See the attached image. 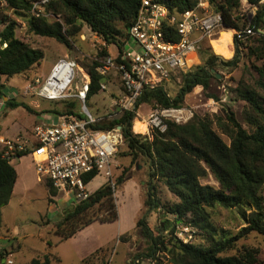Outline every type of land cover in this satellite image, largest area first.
<instances>
[{
  "label": "trees",
  "instance_id": "trees-1",
  "mask_svg": "<svg viewBox=\"0 0 264 264\" xmlns=\"http://www.w3.org/2000/svg\"><path fill=\"white\" fill-rule=\"evenodd\" d=\"M159 1L166 3L171 10L178 11L190 9L195 4V0ZM248 1L253 5L260 0ZM5 2L9 9L26 19L30 32L53 38L67 48H72L73 37L78 36L82 25L86 24L107 46L114 47L116 61L119 62L141 0H51L47 10L63 16V21L52 22L44 17L30 16L34 0ZM219 9L229 31L244 27L242 13L245 9L240 7V0H225V4ZM234 19L239 20V23H235ZM5 23L6 26L0 31V78H11L39 65L44 53L17 37L15 21L5 20ZM251 28L256 33L246 36V41L250 42L248 46L235 36L230 58L216 53L211 46H202L199 50L202 64L180 74V88L175 96L168 93V82H165L157 88L145 89L135 105V109L140 104L178 106L197 87L209 91L214 81L222 82L216 70L219 67H237L241 60V46L247 47L249 55L262 64L253 66L256 78L252 84L240 82L231 89L237 99L247 103L250 111L245 120L247 127L241 125L233 113L226 114L230 123L226 127L221 126V129L228 136L230 144L224 142L214 131L213 120L209 117H195L182 125L169 123L167 131L155 133L152 140L142 135V122L132 110H125L91 126L101 131H112L120 126V134L128 147L127 155L132 156L133 160L145 159L148 164L150 186L144 201L146 210L137 220L136 227L138 234L148 241L149 247L147 252L133 256L128 264H141L136 260L142 258H156L160 264H261L259 251L254 248L243 246L236 253L228 254L240 238L250 232L264 235V5L257 12ZM3 43L7 44L5 48H2ZM107 55L109 51L105 48L100 56ZM99 64V60H94L86 65V71L91 76L86 101L98 94L101 84L108 83L107 77L111 75L99 74L96 70ZM3 87L0 84V90ZM209 97L216 96L210 94ZM8 103L12 107L30 109L23 102L9 100ZM74 106L71 103L64 112H52L61 117L75 115ZM209 172L219 183L218 187L201 183L200 180L206 178ZM95 176L96 174L89 176L87 182ZM17 178L15 167L8 160L0 158V221L2 208L11 199ZM125 179V175L121 174L116 179V185L122 184ZM158 182H162L178 201L162 205L157 196ZM46 186L49 202H53L58 190L50 182H46ZM217 206L237 209L246 226L236 235L218 228L212 222L211 213ZM160 208L166 214L175 216L171 236L164 234L169 230L166 225L169 220L157 230L149 225V214ZM117 218L115 189L108 181L89 198L74 203L66 210L56 223L55 232L60 240H66L94 221L112 222ZM178 224L197 229L205 242L184 243L173 236ZM49 244L51 245L50 242ZM161 253H165L166 259L160 256ZM28 264H51V255L34 258Z\"/></svg>",
  "mask_w": 264,
  "mask_h": 264
},
{
  "label": "rangeland",
  "instance_id": "rangeland-1",
  "mask_svg": "<svg viewBox=\"0 0 264 264\" xmlns=\"http://www.w3.org/2000/svg\"><path fill=\"white\" fill-rule=\"evenodd\" d=\"M56 16L63 21L62 15ZM5 20L6 22L8 20L15 21L17 37L32 47L41 49L44 58L39 65H35L26 73L11 78L4 76L0 78V84L4 86L0 90V136L8 138L29 136L36 123L61 119V116L53 113L52 110L64 112L71 103L75 105L73 111L76 116L78 114L83 116L84 106L95 117L116 109V101L118 102L119 97L123 94L120 81L114 74L107 77L106 90L102 91L100 88L98 94L91 100H85L84 103L76 96L84 82L81 71L86 70V65L91 64L94 60L101 61L104 57L100 54L105 48H108L109 54L115 53L114 47L107 46L102 38L86 24L82 25L80 34L73 37L72 48H67L53 38L30 32L26 19L20 17L13 9H9L5 0H0V31L6 26ZM242 20L245 27L247 23L243 17ZM234 22L239 23V20L234 19ZM243 42L245 46L250 44L246 39ZM223 44L231 46L230 40H224ZM209 46L212 47L210 43H203L204 48ZM59 59H72L79 65L80 71L76 70V79L71 85L69 96L50 101L37 96L34 90L29 89L26 93L28 86L32 85L33 87L37 78H45ZM200 64H202V59L198 52L195 59L192 60L190 68L193 69ZM261 64V61L249 55L247 47L241 46V60L237 67H219L216 70L222 82L214 81L209 91L197 87L186 95L184 102L191 105L194 111L192 119L209 117L213 120L214 131L224 142L230 144L228 136L221 129V126L226 127L230 123L226 114L233 113L235 119L247 127L245 120L250 111L247 103L237 99L231 89L237 87L240 82L252 84L256 78L253 66ZM166 88L171 96H175L180 88V82L172 80L167 83ZM210 94H214L216 97L210 98ZM5 96L10 98L5 99ZM9 100L23 102L30 109L22 106L12 107L8 103ZM154 107L156 106L152 104H141L140 114L145 117ZM118 149L119 151L112 158L111 175L107 177L106 170H103L87 183V189L92 194L94 189L96 191L106 182L116 183V179L121 174L125 175L124 182L115 187L118 218L112 222L94 221L70 237L73 238L72 241H69L70 238L60 240L59 235L55 232V225L61 215L73 206L76 201L74 195L59 191L58 195L53 198L54 201L49 202L48 188L44 182L37 179L38 175L31 158L23 156L12 160L11 165L20 173V186L12 195L9 203L2 208L0 264H28L32 259L43 258L46 254L51 255V264H128L133 256L147 252L149 243L138 234L136 222L146 210L144 201L150 186L148 164L145 159L133 160L132 156L127 155L128 147L124 140ZM200 181L202 184L219 186L210 172L206 178ZM262 194L264 195V188ZM157 196L162 205H171L178 201L177 197L162 182L157 183ZM211 213L212 222L218 228L231 232L232 235L238 234L246 226L237 209H225L217 206L211 210ZM174 217V215L166 214L164 209L160 208L149 214L148 222L152 228L157 230L160 225L169 220L170 222L166 223L169 230L164 234L171 236ZM175 227L173 236L178 239L183 241V238L192 236L191 242L197 244L205 242L202 240L201 232L197 229L182 224ZM121 231L123 234L118 237V233ZM58 240L61 243L52 247ZM243 246L257 249L259 251L258 258L261 264H264V235L250 232L240 238L234 249L230 250L228 254L236 253V250ZM95 247L99 248L81 260V256ZM57 256H60V260H57ZM160 256L166 259L165 253H161ZM151 260H156L159 263L156 258H151Z\"/></svg>",
  "mask_w": 264,
  "mask_h": 264
},
{
  "label": "built area",
  "instance_id": "built-area-1",
  "mask_svg": "<svg viewBox=\"0 0 264 264\" xmlns=\"http://www.w3.org/2000/svg\"><path fill=\"white\" fill-rule=\"evenodd\" d=\"M51 0H34L29 14L34 18H46L49 22L61 21L47 10ZM225 0H195L192 8L171 10L159 0H141L135 21L128 31L127 40L121 53V61L115 55L105 56L96 70L102 76L114 74L122 87L117 107L112 112L94 116L84 106L81 114L61 117L59 120L40 121L33 126L29 136L8 138L0 136V158L9 162L22 156H29L35 166L38 180L50 182L57 190L73 194L75 203L89 198L87 179L93 174L106 170L107 177L112 173V158L119 151L123 140L120 126L112 131L91 128L92 125L117 116L125 110L134 111L139 121L145 125L143 136L152 140L155 133H165L169 123L178 125L188 123L194 116L191 105L185 102L178 106H156L147 116L140 114L135 105L145 89H154L175 80L181 81V73L191 70V62L197 56L204 42L212 45L227 27L219 7ZM264 0L251 5L248 0H240V7L247 25L234 29L232 43L237 36L245 40L253 35L251 25ZM84 37V36H82ZM7 46L2 44V48ZM79 65L72 59H59L45 78H37L29 89L43 99L56 101L69 96L71 85L76 79ZM84 82L76 96L85 103L91 76L82 70ZM107 84L102 83V91ZM113 189L115 182H111ZM192 236L183 238L191 242ZM137 263L159 264L151 258L136 260Z\"/></svg>",
  "mask_w": 264,
  "mask_h": 264
},
{
  "label": "bare ground",
  "instance_id": "bare-ground-1",
  "mask_svg": "<svg viewBox=\"0 0 264 264\" xmlns=\"http://www.w3.org/2000/svg\"><path fill=\"white\" fill-rule=\"evenodd\" d=\"M230 28L228 27H223L222 30H221V33L219 35V37H217L215 40H213L212 42V47H213V50L224 56L225 58H228L230 56H232L233 54V43H232V34L234 33V30L231 32L229 31ZM224 40L228 41L230 40V45H224L223 42ZM142 126L145 130V125L142 123Z\"/></svg>",
  "mask_w": 264,
  "mask_h": 264
},
{
  "label": "crops",
  "instance_id": "crops-1",
  "mask_svg": "<svg viewBox=\"0 0 264 264\" xmlns=\"http://www.w3.org/2000/svg\"><path fill=\"white\" fill-rule=\"evenodd\" d=\"M220 38V37H219ZM5 99H7V98H10L9 96H5L4 97ZM11 163V162H10ZM16 169V168H15ZM16 171H17V173H18V178H17V182H16V184H15V187H14V191H13V195L16 193V191H17V189H18V187L20 186V183H19V181H20V173H19V171L16 169ZM95 191V189L92 191V192H94ZM75 203V202H74ZM135 228V227H134ZM133 228V229H134ZM132 229V230H133ZM131 231V230H130ZM123 234V232L121 231L120 233H118V237L119 236H121ZM72 239L73 238H70L69 239V241H72ZM59 243H61V241L60 240H58V241H56L53 245H52V247H54V246H57ZM102 246V245H101ZM100 247V246H99ZM99 247H95L93 250H91L90 252H88L87 254H85V255H83V256H81L80 258H81V260H84L85 258H87L88 256H90L91 254H93L94 253V251H96ZM101 248V247H100ZM52 254V253H51ZM54 255V254H53ZM58 257V259L57 260H60V256H57Z\"/></svg>",
  "mask_w": 264,
  "mask_h": 264
},
{
  "label": "water",
  "instance_id": "water-1",
  "mask_svg": "<svg viewBox=\"0 0 264 264\" xmlns=\"http://www.w3.org/2000/svg\"><path fill=\"white\" fill-rule=\"evenodd\" d=\"M218 77L220 78V76L218 75Z\"/></svg>",
  "mask_w": 264,
  "mask_h": 264
}]
</instances>
